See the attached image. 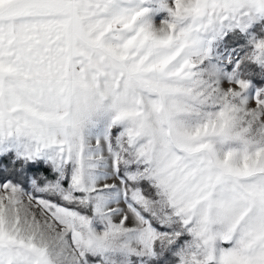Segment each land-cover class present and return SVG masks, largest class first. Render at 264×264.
Wrapping results in <instances>:
<instances>
[{"label": "snow or ice", "instance_id": "obj_1", "mask_svg": "<svg viewBox=\"0 0 264 264\" xmlns=\"http://www.w3.org/2000/svg\"><path fill=\"white\" fill-rule=\"evenodd\" d=\"M0 264H264V0H0Z\"/></svg>", "mask_w": 264, "mask_h": 264}]
</instances>
